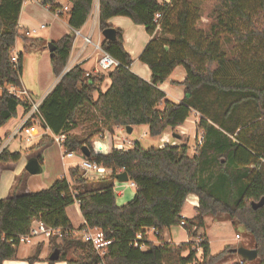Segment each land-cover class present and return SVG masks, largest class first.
Listing matches in <instances>:
<instances>
[{"label":"trees","instance_id":"trees-1","mask_svg":"<svg viewBox=\"0 0 264 264\" xmlns=\"http://www.w3.org/2000/svg\"><path fill=\"white\" fill-rule=\"evenodd\" d=\"M198 1L99 0L102 32L113 28L110 19L125 17L151 36L139 58L151 70L150 82L131 70L133 58L120 29H116V40L104 39L101 46L120 62L106 73L87 76L78 65L62 75L75 33L54 42L51 65L54 76L61 79L41 103V115L54 135H65L68 151L81 154L88 147L91 156L86 159L111 173L92 177L79 166L71 167L69 178L63 176L47 189L14 192L0 200V264L18 259L19 239L30 233L34 221L63 231L61 239L51 237L50 252L58 253V259L47 258L48 264H218L234 248L212 255L206 235L208 215L227 216L234 226H244L254 236L259 264H264V206L252 207L264 198V0H201L214 7L207 30L198 29L203 12ZM24 2L0 0V79L16 87L22 86L23 53L17 65L12 64L11 55L21 36ZM69 2L68 23L79 31L90 17L94 0ZM43 6L53 13L60 11L59 16L65 14L56 0H43ZM227 42L234 45L231 54L224 48ZM179 66L186 70V94L176 103L160 85ZM105 78L111 85L104 92ZM245 105L253 108L247 118L241 117ZM20 107L25 114L31 104L8 92L0 95V128L18 117ZM192 112L201 116L198 130L203 134L194 153L185 135L182 145L145 149L136 142L128 151L113 148L97 153L94 149L93 140L115 128L147 126L151 137H160L182 126ZM80 125H84L82 134H73ZM53 143V137L45 134L29 150L31 158L43 163L41 152ZM21 157L8 148L0 152L1 163H17ZM123 172L135 184L136 194L118 206L115 182ZM190 195L198 197L199 205L193 218H185L182 212ZM76 202L86 222L79 231L99 229L113 241L103 257L91 243L73 236L66 210ZM182 221L191 240L173 246L164 233ZM152 230L157 232V242L150 238ZM139 234L144 250L134 246ZM199 249L202 260H197ZM186 250L188 257L182 255ZM40 253L38 247L28 262L38 261Z\"/></svg>","mask_w":264,"mask_h":264},{"label":"crops","instance_id":"crops-1","mask_svg":"<svg viewBox=\"0 0 264 264\" xmlns=\"http://www.w3.org/2000/svg\"><path fill=\"white\" fill-rule=\"evenodd\" d=\"M62 0H56V4L61 5L62 7H71L69 0H66V3H62ZM169 1V0H166ZM100 14H99V0H94L92 12L86 24L79 30H73L69 25V16L67 12L63 16H58L57 14L50 11L48 7H44L42 4L37 1L27 0L24 2L22 11L20 14L19 26H20V34L21 36L17 39L15 50L20 55L24 51H31L32 53L39 51V62H37V67L35 68V73L37 76V82H39V86L30 82L28 77L25 76L24 71V58H23V69L21 75V84L22 87L29 92L32 99L37 102H43L45 98L52 92L54 87L60 80V77H55L53 74V69L51 65V55L47 48L48 44L51 42H58L65 35L70 33H75V39L73 48L71 51L70 59L66 68L72 69L75 66L80 65L87 73L95 74L97 73V65L98 60L101 56V46L104 41V37L102 35V31L100 29ZM40 24H45L46 28L43 30H39L37 33L32 35L31 37H26L24 32L31 28H36ZM109 24L115 28L120 29L124 32L125 44L124 47L126 51L132 56L133 64L131 66V70L143 78L144 80L150 82L151 81V70L147 65L142 64L139 61L140 55L145 49L146 45L151 40V36L147 33L145 27L134 24L130 19L125 17H114L109 20ZM40 36V39H34L33 37ZM24 38H30L35 42L26 43ZM86 38L90 39V42H86ZM39 47H42L39 49ZM33 56V55H32ZM187 77L186 70L184 67H177L170 78L160 85V89L164 91L167 95V98L173 102L180 103L186 94V87L183 85ZM111 85V81L109 78H105L101 89L102 91H106ZM42 92L41 96L36 98L34 95L37 90ZM36 90V92H35ZM38 94V93H37ZM163 108V107H161ZM24 114L23 108H19L18 117L12 119L6 126L0 128V138L3 140H8V149L11 152H19L21 153V159L17 163H8L2 164L0 163V200L6 199L12 195V193L17 194H25L30 192H38L43 189L49 188L56 180L59 178L68 176V170L71 167H77V164H73L63 159V152L61 148L54 142L47 148L43 149L41 155L43 157V163H41L43 167V173L38 177H33L28 174L25 170L26 164L28 160L31 158V153L29 150L36 144L41 141V138L45 135L44 132L37 137H35L32 141V145L28 148H11L12 144L20 139L19 141H25L23 139V135H18L13 138L15 131L22 124V116ZM196 126H197V141L199 142L202 137V132L198 130V113L195 112ZM189 119V118H188ZM187 119V120H188ZM177 127L173 132L177 131L180 135H185L186 143H187V135L181 131L183 126L187 123ZM147 127V126H146ZM147 129H149L147 127ZM171 129V128H170ZM124 128H115L113 132H106V138L102 140L101 144L104 147L110 146L112 148L113 141L111 140V135H116L122 140H126L131 142L128 138H122L118 134L121 133ZM135 127H133V131ZM48 135L51 136L50 133ZM165 143L168 142L171 145H182L184 141L175 140L171 141L169 138L164 139ZM26 142V141H25ZM95 145L99 144L98 138L93 140ZM135 143V142H131ZM165 143L161 146H165ZM195 149V148H194ZM25 151V153H23ZM110 151V150H109ZM108 151V152H109ZM79 160V158H76ZM53 161V164L51 163ZM66 161V162H65ZM115 192H116V203L118 206H123L129 203L134 197L136 188L131 186V182L121 184L119 182H115ZM195 203L199 204V199H194ZM196 208V207H195ZM69 219L71 220L74 230L79 231L86 222L80 210V205L78 202L71 205L66 210ZM183 217H185L182 214ZM218 223L225 224L228 221H224L222 218H218L216 220ZM230 222V221H229ZM218 223V224H219ZM233 224L232 222H230ZM206 224V223H205ZM178 227V226H176ZM175 226L167 229L164 233V239L170 241L174 244L180 245L182 243L175 242ZM186 232V231H185ZM150 233L149 235L151 236ZM186 240L185 243L189 242L190 238L188 233L186 232ZM206 235L209 240L210 248L212 244V239L209 234L206 232ZM157 242V241H156ZM222 242H226L222 240ZM50 244L41 242L40 240H35L32 244L20 245L18 251V259H29L34 256L38 247L41 248V253L39 255V261L44 259L46 264L47 258H50ZM231 247L227 246L226 248ZM234 248V247H233ZM253 248V247H252ZM235 249V248H234ZM225 250V249H224ZM223 250V251H224ZM34 252V253H33ZM214 255V254H212ZM238 256V255H237ZM242 258H237L235 254L231 253L227 255L220 263L218 264H241ZM4 264H20L10 261H5ZM60 264V263H58ZM61 264H67L62 262ZM246 264V263H245Z\"/></svg>","mask_w":264,"mask_h":264},{"label":"built area","instance_id":"built-area-1","mask_svg":"<svg viewBox=\"0 0 264 264\" xmlns=\"http://www.w3.org/2000/svg\"><path fill=\"white\" fill-rule=\"evenodd\" d=\"M27 1V0H25ZM37 1L38 3L43 5V0H33ZM168 2L166 0H161ZM69 10L68 7L63 8V12H67ZM60 11H57L55 14L59 16ZM46 28L45 24H40L36 28H31L29 30H26L24 32L26 37H31L35 33H37L39 30H43ZM19 31H20V26H19ZM86 42H90L89 38H86ZM11 62L14 65H17L19 62V54L16 52L14 49L11 55ZM120 66V62L116 60L114 57H112L109 53L101 50V56L98 60V65H97V73H106L111 70H114L115 68ZM70 69L66 68L62 75H65ZM89 76V73L87 74ZM61 79V77H60ZM60 81V80H59ZM3 92H8L9 94L15 96L21 101H27L31 104V109L28 113L23 114L22 116V124L20 125L19 128L15 131V134L13 135L14 137H17L18 135H23L25 138V141L27 143H32L33 139L41 134V132H44L45 134L50 133L51 136L54 139V142L61 148L63 151V159H76L79 158V164L78 166L81 167V169L86 172L89 176L92 177H100L104 176L106 174H110L111 171L107 170L103 166H99L96 163H92L89 160L86 159L83 153H77V152H71L68 151L65 146V135H54L50 128L46 125L41 112H40V106L42 102H37L32 99L31 95L27 90H25L22 86L21 87H16L14 85H9L4 83L0 79V95ZM106 133V132H105ZM105 133L99 135L98 142L99 144L94 145V149L97 153H109L111 149L115 148L118 150H124L128 151L134 147V144L131 142H128L126 140H122L116 135H111V140L113 141L112 148L110 149V146H105L101 144L102 140L106 138ZM203 139V134L198 142V144H201ZM8 148V140H3V143L0 146V152ZM110 150V151H109ZM109 151V152H108ZM131 186L135 188V184L131 183ZM198 198L195 195H190L187 198V202L195 207H198V203L194 202V199ZM185 221L181 222L180 227H184ZM150 233H153L154 235H157V232L152 230ZM149 233V234H150ZM57 236L59 239L63 237V231L61 229H53L47 227L43 222L41 221H34L30 233L26 236H22L19 239V245H26V244H32L35 240H40L41 242L50 244L51 237ZM73 236H76L77 238L82 239L85 242H89L93 245L95 250L100 254L101 257H103L106 252L108 247L113 243V241L106 239L103 231L99 229H91L87 228L81 231H73ZM237 239H240V236H236ZM143 242V235L139 234L137 236V239L134 242V246L139 249H146V246ZM170 242V241H167ZM243 263V262H242ZM102 264H105L104 262Z\"/></svg>","mask_w":264,"mask_h":264},{"label":"rangeland","instance_id":"rangeland-1","mask_svg":"<svg viewBox=\"0 0 264 264\" xmlns=\"http://www.w3.org/2000/svg\"><path fill=\"white\" fill-rule=\"evenodd\" d=\"M62 3H66V0H62ZM198 4L200 5L202 12V19L198 22V29L200 30H207L213 21L212 16H213V6L210 3H206L205 1H198ZM34 39H40V36H35L33 37ZM234 45L231 44V42H227L224 45V48L227 52H231L232 48ZM42 47H39V49ZM23 53V58H24V71L25 76L23 77H28L30 82H33L34 85L39 86V82H37V76L35 73V68L37 67V62H39V51H36L32 53L31 51H24ZM231 54V53H230ZM33 55V56H32ZM36 92V90H35ZM38 93V94H37ZM42 92H40L39 88L37 92L35 93V97L38 98L40 97ZM253 112V108L251 105H245L241 109V117L247 118L251 115ZM200 115L198 113V118L200 119ZM196 116L195 112H192L189 119L187 120V123L183 126V132L187 135V144L189 145L190 152L194 153L196 145H198L197 141V126H196ZM84 128V125H80L79 128L74 130L73 134L80 135L82 134V130ZM175 130V129H174ZM177 133V131L173 132V129H168L162 136L160 137H151L149 135V129H147L146 126H137L135 127V130L132 132V134H128L126 132V129H124L121 133L118 135L122 138H128L131 140V142H138L140 145L145 148H151V147H160L162 148L163 143H165L164 139L169 138L170 142L178 140L174 138V134ZM178 134V133H177ZM23 139H25L23 137ZM20 139L16 140L11 148H18L21 146V148L25 149L30 147L33 143H27L25 141H19ZM169 144L168 142L165 143ZM63 152V151H62ZM25 153V151H23ZM66 161L71 162L73 164H77L79 162L78 159H67ZM65 161V162H66ZM1 163V162H0ZM53 164V161H51ZM2 164H7V163H2ZM8 165V164H7ZM33 176V175H32ZM40 175H34L33 177H38ZM197 211L196 209L191 206L187 201L185 203L184 209L182 214L185 216V218H193L196 215ZM224 221H228L225 224L222 223H217L216 220L218 218L208 215L205 217V223H206V232L209 234V236L212 239V244H211V253L216 255L220 252H222L224 249H226L227 246H231V248H240L244 247L246 249H254L255 247V239L254 236L248 232L244 226L241 225H236L234 226L231 224L230 220L227 218V216L220 217ZM219 218V219H220ZM230 221V222H229ZM175 236H174V241L180 242V243H185L186 240V232L185 229L178 226H175ZM239 235L240 239H237L236 236ZM151 240L157 241L155 238L154 234H151L150 236ZM191 240V239H190ZM189 240V241H190ZM222 240L226 242H222ZM196 242V241H195ZM172 243V242H171ZM174 244V243H173ZM173 246H180L177 244H174ZM253 247V248H252ZM34 253V252H33ZM51 254V252H50ZM190 254L189 250H186L182 253L184 257H188ZM238 254H235V256L238 258H241ZM45 259V258H44ZM42 259L41 261H36L32 264H46V262ZM203 259V252L202 249H199L198 254H197V260H202ZM10 262H15V263H20V264H30L27 259H16V260H11ZM62 263V262H57L55 264ZM260 262L258 260L253 261V262H246V264H259Z\"/></svg>","mask_w":264,"mask_h":264},{"label":"water","instance_id":"water-1","mask_svg":"<svg viewBox=\"0 0 264 264\" xmlns=\"http://www.w3.org/2000/svg\"><path fill=\"white\" fill-rule=\"evenodd\" d=\"M102 35H103L104 39H106L108 41H114L117 39V31L115 28H109L107 30H104L102 32ZM47 48H48L50 55L52 57L54 55L55 50H56V46H55L54 42L49 43ZM126 132L128 134H132L133 127H127ZM174 138L181 140L182 135L175 133ZM82 152L86 158H89L91 156V152H90L88 147H84L82 149ZM25 170L28 174L33 175V176L34 175H40L43 173V167H42L40 161L35 157L30 158L28 160L26 167H25ZM116 181L121 183V184H125V183H129L130 179L128 177V174L126 172H123V173H120L116 176ZM262 206H264V198L261 199L259 202H253L252 203V207L255 210L261 208ZM232 253L238 254L242 258V262H253V261L258 259V252L255 249H246L244 247H240L237 249L236 248L233 249ZM49 259L52 261H56L58 259V253L52 254Z\"/></svg>","mask_w":264,"mask_h":264}]
</instances>
